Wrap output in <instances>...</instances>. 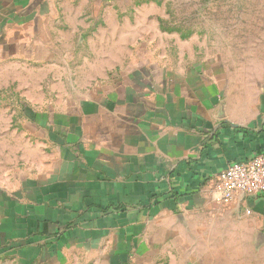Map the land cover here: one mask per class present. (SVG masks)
I'll return each instance as SVG.
<instances>
[{
	"label": "crops",
	"instance_id": "obj_1",
	"mask_svg": "<svg viewBox=\"0 0 264 264\" xmlns=\"http://www.w3.org/2000/svg\"><path fill=\"white\" fill-rule=\"evenodd\" d=\"M171 2L0 0V264H264V196L214 191L264 100Z\"/></svg>",
	"mask_w": 264,
	"mask_h": 264
},
{
	"label": "rangeland",
	"instance_id": "obj_2",
	"mask_svg": "<svg viewBox=\"0 0 264 264\" xmlns=\"http://www.w3.org/2000/svg\"><path fill=\"white\" fill-rule=\"evenodd\" d=\"M164 4L160 10L172 25H180L184 32L193 30L205 45V53L217 49L216 54H226L234 76L248 77L249 99L264 100V0H172ZM22 101L13 89L0 95V108L8 110L5 116H12L14 128L25 121L20 114Z\"/></svg>",
	"mask_w": 264,
	"mask_h": 264
},
{
	"label": "built area",
	"instance_id": "obj_3",
	"mask_svg": "<svg viewBox=\"0 0 264 264\" xmlns=\"http://www.w3.org/2000/svg\"><path fill=\"white\" fill-rule=\"evenodd\" d=\"M214 191L224 204L236 196H264V152L230 163L218 175Z\"/></svg>",
	"mask_w": 264,
	"mask_h": 264
}]
</instances>
